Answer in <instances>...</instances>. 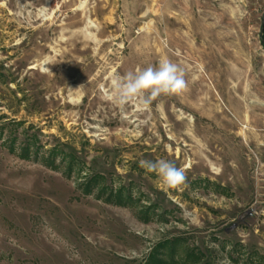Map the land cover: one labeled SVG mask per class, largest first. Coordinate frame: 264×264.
<instances>
[{"label":"rangeland","instance_id":"rangeland-1","mask_svg":"<svg viewBox=\"0 0 264 264\" xmlns=\"http://www.w3.org/2000/svg\"><path fill=\"white\" fill-rule=\"evenodd\" d=\"M263 15L264 0H0V264H144L175 240L178 264H264ZM164 58L181 93L106 98Z\"/></svg>","mask_w":264,"mask_h":264},{"label":"clouds","instance_id":"clouds-1","mask_svg":"<svg viewBox=\"0 0 264 264\" xmlns=\"http://www.w3.org/2000/svg\"><path fill=\"white\" fill-rule=\"evenodd\" d=\"M186 88L183 69L164 58L156 67L148 66L135 72L129 71L114 76L111 82V94L106 98L121 108L135 102L141 109L146 110L161 95L179 94ZM139 163L148 172L155 173L165 188L175 189L186 184L185 170L178 168L169 160L142 159ZM221 264H226V261H222Z\"/></svg>","mask_w":264,"mask_h":264},{"label":"trees","instance_id":"trees-1","mask_svg":"<svg viewBox=\"0 0 264 264\" xmlns=\"http://www.w3.org/2000/svg\"><path fill=\"white\" fill-rule=\"evenodd\" d=\"M262 23H264V15L262 17ZM261 29H262V25H261ZM260 42L264 49V30L262 31L260 35ZM27 147L25 148L26 149L25 151H27ZM25 155L24 157H26ZM68 164H69V169L71 171L76 166V164L71 160L69 161ZM97 178L98 177H95L93 179H97ZM114 198L116 199V201H119V204L117 203L118 205H124V203L121 202V199L123 198V196L120 192H117ZM175 248H176V240L171 241V242L164 241V242L159 243L154 248V250L151 252V254L149 255V257L147 258L144 264H178V262L174 258ZM163 251H166V252L163 253ZM187 258L190 260L192 264H196L199 261V259L194 254H191V253H188Z\"/></svg>","mask_w":264,"mask_h":264},{"label":"water","instance_id":"water-1","mask_svg":"<svg viewBox=\"0 0 264 264\" xmlns=\"http://www.w3.org/2000/svg\"><path fill=\"white\" fill-rule=\"evenodd\" d=\"M263 30H264V23H262L261 33H262Z\"/></svg>","mask_w":264,"mask_h":264}]
</instances>
